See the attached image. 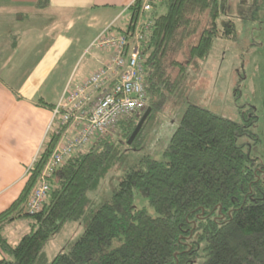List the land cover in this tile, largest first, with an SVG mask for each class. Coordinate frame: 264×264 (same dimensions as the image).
I'll return each mask as SVG.
<instances>
[{"label":"trees","instance_id":"obj_1","mask_svg":"<svg viewBox=\"0 0 264 264\" xmlns=\"http://www.w3.org/2000/svg\"><path fill=\"white\" fill-rule=\"evenodd\" d=\"M161 1L166 13L153 15L147 29L139 28L146 108L121 119L113 137L66 159L48 179L41 210L29 214V194L61 136L53 129L48 133L21 193L0 212V252L6 256L0 264H195L199 258L201 264H264V181L237 143L246 126L193 104L184 110L164 160L143 157L124 172L109 200L90 207L87 193L122 158V147L138 140L141 130L127 144L144 112L150 108L146 122L181 91L189 67L208 57L219 34L236 37L229 19L219 30L227 0ZM129 9L130 24L122 35L131 45L144 13L141 0ZM137 195L146 200L145 207L136 206ZM20 219L30 230L12 244L6 231ZM68 221L84 224L82 234L47 262L45 244Z\"/></svg>","mask_w":264,"mask_h":264},{"label":"crops","instance_id":"obj_2","mask_svg":"<svg viewBox=\"0 0 264 264\" xmlns=\"http://www.w3.org/2000/svg\"><path fill=\"white\" fill-rule=\"evenodd\" d=\"M135 1L0 0V212L21 193L53 128L52 110L38 102L55 106L66 87L109 60L91 44L107 28L106 34H122ZM162 3L154 0L149 11ZM150 23L152 16L142 13L139 26ZM20 222L28 225L20 219L8 229ZM5 257L0 252V260Z\"/></svg>","mask_w":264,"mask_h":264},{"label":"rangeland","instance_id":"obj_3","mask_svg":"<svg viewBox=\"0 0 264 264\" xmlns=\"http://www.w3.org/2000/svg\"><path fill=\"white\" fill-rule=\"evenodd\" d=\"M165 13L166 7L161 4L146 12L152 17ZM224 14L219 19V30L222 20L229 19L235 25L236 37L225 39L219 34L208 57L189 67L186 85L161 110L151 114L134 145L122 147V158L104 172L95 188L87 193L91 208L109 200L124 172L143 157L164 160L169 140L190 104L245 124V132L238 136L237 143L243 145L250 159L255 161L264 181V0H227ZM245 118L251 121L246 123ZM87 151L88 147L84 152ZM136 206H146V200L140 195L136 197ZM146 209L153 215L152 209ZM29 230L28 225L20 222L6 232L10 242L16 244ZM83 230L84 224L68 221L45 244V260L50 262L58 253L67 252ZM202 261L199 258L195 264Z\"/></svg>","mask_w":264,"mask_h":264},{"label":"built area","instance_id":"obj_4","mask_svg":"<svg viewBox=\"0 0 264 264\" xmlns=\"http://www.w3.org/2000/svg\"><path fill=\"white\" fill-rule=\"evenodd\" d=\"M153 2L148 0L142 5V11H149ZM139 28L138 24L134 36L136 43L131 45L122 34H106L109 33L108 28L97 35L91 47L106 51L111 55L110 59L79 85L66 87L54 106L50 127L56 134L61 132V136L27 199L26 211L29 214L41 210L50 191L48 179L66 159L100 140L113 137L121 119L138 115L146 108L145 71L139 49L142 34Z\"/></svg>","mask_w":264,"mask_h":264},{"label":"water","instance_id":"obj_5","mask_svg":"<svg viewBox=\"0 0 264 264\" xmlns=\"http://www.w3.org/2000/svg\"><path fill=\"white\" fill-rule=\"evenodd\" d=\"M149 113H150V108H148L144 112V114L142 115V117L140 118L138 123L136 124V126H135V128H134V130H133L132 134L130 135V138L127 142L128 145H130L133 142L134 138L137 136V134L141 130V127H142L143 123L145 122L146 118L148 117Z\"/></svg>","mask_w":264,"mask_h":264},{"label":"flooded vegetation","instance_id":"obj_6","mask_svg":"<svg viewBox=\"0 0 264 264\" xmlns=\"http://www.w3.org/2000/svg\"><path fill=\"white\" fill-rule=\"evenodd\" d=\"M140 114V113H139Z\"/></svg>","mask_w":264,"mask_h":264}]
</instances>
